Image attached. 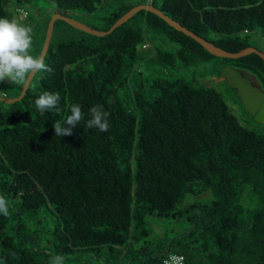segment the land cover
<instances>
[{
  "label": "trees",
  "instance_id": "16d2710c",
  "mask_svg": "<svg viewBox=\"0 0 264 264\" xmlns=\"http://www.w3.org/2000/svg\"><path fill=\"white\" fill-rule=\"evenodd\" d=\"M41 2L52 12L31 28L33 56L54 13L94 16L89 26L108 31L147 3L228 52L250 47L251 33L264 36V0H0V18L14 17L12 4L28 13ZM44 62L52 71L37 73L21 101L0 102V195L9 209L0 214V264H51L57 255L64 263L78 255L80 264H162L174 252L186 264H264V133L244 126L215 88L172 75L215 63L218 77L233 67L264 91L261 57H215L140 11L104 37L57 21ZM23 85L0 94L16 98ZM45 91L59 93V112L37 111ZM73 104L83 119L56 137L53 124L63 125ZM97 105L110 114L107 132L87 127ZM209 191L210 202L184 206L188 195ZM151 217L194 227L140 247Z\"/></svg>",
  "mask_w": 264,
  "mask_h": 264
},
{
  "label": "clouds",
  "instance_id": "9594fccd",
  "mask_svg": "<svg viewBox=\"0 0 264 264\" xmlns=\"http://www.w3.org/2000/svg\"><path fill=\"white\" fill-rule=\"evenodd\" d=\"M23 15L27 16V13L25 12ZM32 44L31 27L21 23L18 17L0 18V82L25 84L36 73L52 71L45 64L42 56L31 54ZM59 105V93L45 91L35 100V107L41 115L48 110L59 112ZM70 111L71 115L66 118L63 125L59 121L53 124L56 137L72 135L77 123L83 119V112L79 104H73ZM109 115L102 106H93L90 109L91 118L87 121V127L107 132L109 130ZM0 214L9 215L8 201L3 195H0ZM176 260L177 257H171L172 262ZM51 264H64V257L62 255L55 256ZM165 264H169V261H165Z\"/></svg>",
  "mask_w": 264,
  "mask_h": 264
},
{
  "label": "rangeland",
  "instance_id": "374dc122",
  "mask_svg": "<svg viewBox=\"0 0 264 264\" xmlns=\"http://www.w3.org/2000/svg\"><path fill=\"white\" fill-rule=\"evenodd\" d=\"M135 2H138V0H135ZM39 8L41 10H38ZM7 10L14 17H20L16 11L17 8L14 4L10 5ZM26 10L29 13V17H26L25 20H21L19 18L20 22L28 25L33 29L35 27L43 25V19L40 18V15L47 16L52 12L51 7L47 6L46 4L44 5L43 2H41L37 6V8H27ZM71 15L75 18H78L79 20H81V22L87 25H96V20L94 16H86L80 12H72ZM23 16L24 15L22 14L21 17ZM214 37H216L214 34L210 35V38L214 39ZM249 37L250 47L264 51V36L260 32L256 31L254 33H251ZM215 67V63H207L202 64L195 69L182 70L179 72L173 71L172 75L174 78H183L189 81L197 80L202 84L215 88L217 91L221 92L224 95V97L229 103L231 112L240 120V122L244 126L260 133H264V125L259 126V124L255 122L254 117L245 112V108L243 109V107L240 105L236 93L234 94L232 90L228 88L225 80L215 74ZM147 68H150V70L148 71ZM141 69L147 76H150L154 71V67L149 66L146 62L142 64ZM9 83L11 82L5 81L4 85L0 86V93L2 89L5 88L6 85ZM127 95L129 96V93H127ZM125 96L126 95L123 94L122 97L124 98ZM4 97L8 98L7 95ZM124 100L125 102L128 101L125 98ZM211 200H213V193L210 191L197 197L188 195L186 197L184 206H190L195 203H208ZM193 227L194 226L192 224H189L187 220L173 221L169 219L162 220L155 217H151L148 220V228L152 231V233L149 236L143 238V240L140 242V247H149L150 249H153L154 247L158 246L161 242H165L164 240H166V238H173L176 235L184 234L187 228L191 229ZM105 259V257L103 258V260L94 259L88 262V264H105ZM70 260L71 261L66 260L64 264H80L79 262H81L83 258L79 257L78 255H75L71 257ZM145 262L146 260L141 262L140 264H145Z\"/></svg>",
  "mask_w": 264,
  "mask_h": 264
},
{
  "label": "water",
  "instance_id": "95a60500",
  "mask_svg": "<svg viewBox=\"0 0 264 264\" xmlns=\"http://www.w3.org/2000/svg\"><path fill=\"white\" fill-rule=\"evenodd\" d=\"M140 11H146L157 15L177 31H180L185 35H187L188 37L192 38L194 41L200 44L208 53H210L215 57L227 58V59H239L251 54H256L259 57H261L262 60L264 61V52L253 47H247L237 53H232L216 46L214 43L209 42L206 39L198 36L197 34L193 33L192 31H190L189 29H187L177 21L173 20L172 18L167 16L164 12H162L160 9L155 7L154 4L151 3L141 4L133 7L125 15H123L120 19H118L116 23L108 31H101L98 29H94L89 25L79 20H76L72 17H69L61 13H54L48 24L47 33L40 56H42L45 60L52 42L55 24L59 20L67 23L68 25L79 31L97 37H104L107 36L108 34H111L118 27L127 23ZM36 74L30 77V79L23 85L21 94L18 97L6 98L0 95V102H4L8 105H11L21 101L27 94V91L33 79L35 78ZM220 76L223 80H225L228 83L231 89L236 91V96L241 100V103L244 106L245 110L251 116L254 117L255 122L260 125H264V91L259 87L258 84L255 83L254 79L250 75L244 73L243 71H240L238 69L229 66L224 67L220 71ZM166 253H169V251H167Z\"/></svg>",
  "mask_w": 264,
  "mask_h": 264
},
{
  "label": "built area",
  "instance_id": "2783aa9c",
  "mask_svg": "<svg viewBox=\"0 0 264 264\" xmlns=\"http://www.w3.org/2000/svg\"><path fill=\"white\" fill-rule=\"evenodd\" d=\"M18 15L20 16L19 18L22 20H25V18L27 17V16H23V17H21V15L23 14V13H25L26 11H24V10H18ZM27 13V12H26ZM27 15H28V13H27ZM148 46L149 45H144L143 46V49H148ZM3 83L4 82H0V86H2L3 85ZM1 96H6V94L5 93H3V94H1ZM172 256H175V257H177V260L175 261V262H172L171 261V257ZM165 261H169V264H186V258H185V256L184 255H181V254H176V253H174V254H169L168 256H166V258L163 260V262H162V264H165Z\"/></svg>",
  "mask_w": 264,
  "mask_h": 264
}]
</instances>
